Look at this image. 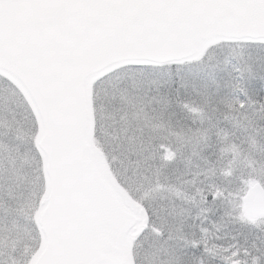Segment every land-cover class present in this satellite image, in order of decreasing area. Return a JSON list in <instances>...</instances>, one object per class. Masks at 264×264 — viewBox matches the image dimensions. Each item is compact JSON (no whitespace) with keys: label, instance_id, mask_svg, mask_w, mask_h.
Wrapping results in <instances>:
<instances>
[{"label":"snow or ice","instance_id":"6c2138e0","mask_svg":"<svg viewBox=\"0 0 264 264\" xmlns=\"http://www.w3.org/2000/svg\"><path fill=\"white\" fill-rule=\"evenodd\" d=\"M0 264H264V0H0Z\"/></svg>","mask_w":264,"mask_h":264}]
</instances>
